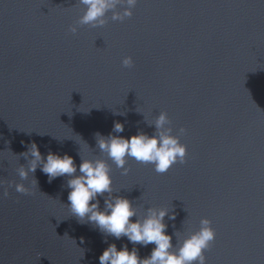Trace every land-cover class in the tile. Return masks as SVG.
I'll use <instances>...</instances> for the list:
<instances>
[{"label":"water","instance_id":"1","mask_svg":"<svg viewBox=\"0 0 264 264\" xmlns=\"http://www.w3.org/2000/svg\"><path fill=\"white\" fill-rule=\"evenodd\" d=\"M126 6L93 27L77 23L80 0H0V264H99L110 244L141 258L154 247L72 215L66 175L49 182L38 164L22 179L32 142L72 156L77 175L81 157L104 159L112 195L139 216L168 209L173 251L207 218L206 264H264V0H137L112 20ZM161 111L183 163L157 173L128 158L125 174L99 150L97 133L153 135Z\"/></svg>","mask_w":264,"mask_h":264},{"label":"clouds","instance_id":"2","mask_svg":"<svg viewBox=\"0 0 264 264\" xmlns=\"http://www.w3.org/2000/svg\"><path fill=\"white\" fill-rule=\"evenodd\" d=\"M121 2L127 6L122 12H113L114 21L130 17L137 0H80L85 10L77 23L93 27L102 26L105 24V13L115 9ZM70 31L75 33L77 27L70 26ZM121 63L124 67H131L133 61L130 56H125ZM169 124L167 114L161 111L154 121L156 131L153 135L138 132L126 138L111 134L104 137L97 133V145L125 174L128 171L125 167L128 158L151 164L157 173H164L177 161L183 163L186 155V145L180 143L179 135H173L172 129L166 127ZM113 131L122 132L123 124L114 122ZM183 132V128L179 129L180 134ZM22 155L31 157L28 168H21L19 171L22 179H26L29 172L34 173L38 164L49 182L58 176L68 177V208L80 221L87 218L88 222L94 223L100 231L117 239L125 236L133 244L154 245L150 254L141 258L135 248L129 250L122 246L117 249L115 244H110L99 255V264H206L204 250L216 235L209 219L201 218L199 230L180 241L179 247L173 251L172 236L166 232L167 225L164 223V217L169 214L168 209L149 207L143 216H139L132 201L123 196L112 195L110 167L104 159L81 157L77 175V165L68 154L48 152L42 156L37 144L32 142ZM33 182L36 183L35 179ZM15 190L18 193L30 192V188L23 184H17ZM105 193L108 196L104 198V207L101 208L97 197ZM4 195H8L6 190ZM174 216L172 213L169 218L174 219ZM131 217L136 219L132 220Z\"/></svg>","mask_w":264,"mask_h":264}]
</instances>
